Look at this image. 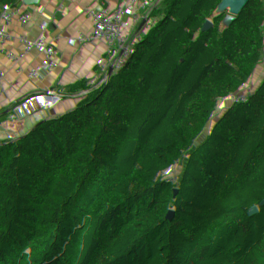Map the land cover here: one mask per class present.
I'll return each instance as SVG.
<instances>
[{"label": "crops", "instance_id": "obj_1", "mask_svg": "<svg viewBox=\"0 0 264 264\" xmlns=\"http://www.w3.org/2000/svg\"><path fill=\"white\" fill-rule=\"evenodd\" d=\"M128 1L112 0L111 20L95 23L94 15L100 0H47L46 5L32 17L27 16L22 24L11 26L5 33H0V51L5 53L1 49L3 43L14 42L15 58L28 62L32 67L29 84L19 99L11 95L5 79L0 78V96L10 99L14 111V117L9 122L0 124V157L7 156V161L4 164L0 162V166L15 179L17 194L15 201L0 204V226L9 221L24 225L26 217L43 211L53 216L64 208L58 192L66 187V179L50 170L53 153L48 143L73 141L87 129L93 122V115L83 112V107L92 102L96 89L107 85L115 90L122 88V77L111 79L104 73V64L109 58L114 56L118 66L129 69L133 74L142 69L147 71L145 78L132 90L133 105L120 121V132L126 126L134 127L159 108L175 107L180 102L184 90L197 82L194 76L197 69L205 73L219 70L223 47L229 39L225 25H228L229 19L237 12L246 11L249 18L261 21L263 27L259 30L256 44L249 50L243 62L241 70L244 83L219 78L212 93L197 106L199 117L210 123L209 116L221 98L242 96L257 89H264V0H195L210 13L201 11L187 0H179L169 15L170 25L181 22L185 26L191 25L199 33V38L190 47L185 48L180 44L167 45L162 34L163 19L157 11L153 15L152 27L146 31L119 24L125 16ZM151 1L136 0L137 4L148 12L151 11ZM74 4L86 8V14L76 15L73 12ZM50 24L54 27L63 24L65 28L60 47L55 58L51 60L42 57L50 31L54 28L47 32L45 27ZM89 29L92 33L87 48L76 60L80 71L79 87L71 94H64L61 89L66 85L67 77L58 67L59 60L65 55L69 43L84 38ZM62 40H66L63 45ZM213 47H216L215 52ZM172 67H177L178 72L173 89L168 92L158 90L157 86L161 82L159 72ZM47 86L49 96L36 125L21 131L22 120L16 115L25 114ZM171 91L174 93L168 99ZM259 113V124L251 135L238 141L231 156L224 160L223 189L209 213L211 223L218 218L241 187L233 174V168H242L245 159L251 155L258 156L254 151L255 138L264 146V101L259 106ZM118 133H115L112 139ZM109 144L110 141L101 153L108 152ZM86 152L89 153V150L85 149ZM101 153L94 159L88 157L85 160L88 178L101 172L111 156V153H107L100 161ZM40 167L46 172H39ZM2 191L3 186L0 184V194ZM260 215L263 222L264 203ZM42 226L43 224L36 227L24 226L19 234L0 242V253L30 243Z\"/></svg>", "mask_w": 264, "mask_h": 264}, {"label": "trees", "instance_id": "obj_2", "mask_svg": "<svg viewBox=\"0 0 264 264\" xmlns=\"http://www.w3.org/2000/svg\"><path fill=\"white\" fill-rule=\"evenodd\" d=\"M31 9L32 4L17 8L14 0H0V21L15 15L10 26L0 23V33L22 24ZM10 61L0 51V78L11 75ZM235 97L215 105L208 135L184 162L185 146L173 145L199 116L197 106L162 107L122 128L82 200L63 214L67 205L53 216L43 211L26 217V227L46 225L30 243L1 252L0 264H163L180 231L209 215L222 192L225 138L238 137L248 123L247 112L233 108ZM166 152L172 159L162 163ZM256 179L252 188L240 187L207 233L187 238L168 264H264V221L252 194L253 188L264 193V159Z\"/></svg>", "mask_w": 264, "mask_h": 264}, {"label": "built area", "instance_id": "obj_3", "mask_svg": "<svg viewBox=\"0 0 264 264\" xmlns=\"http://www.w3.org/2000/svg\"><path fill=\"white\" fill-rule=\"evenodd\" d=\"M14 1L16 2L17 8H24L27 4H32L28 18L32 17L37 10L43 8L47 2V0ZM187 1L201 11L210 13L205 6L198 4L195 0ZM178 2L179 0H164L162 2L152 0L151 11L148 12L139 6L136 0H129L125 16L118 23L127 27H138L146 31L152 27L153 15L157 11L163 19L164 29L162 34L167 45L173 46L180 44L184 48L190 47L199 38V33L195 28L191 25L185 26L181 22L174 25H170L169 22V15L174 11ZM111 4L112 0H100L99 8L94 15L95 23L111 20ZM86 11V8L83 6L78 4L73 5V12L76 15L83 16L86 14ZM184 17H186V14ZM14 19L15 16L12 13L5 14L2 15L0 23L3 27H7L13 24ZM225 26L226 31L229 33V39L223 47V58L220 69L212 73H205L197 69L194 72L197 82L184 90L182 98L177 105L188 103L198 106L203 99L212 93L218 79L221 77L227 78L230 81L244 83L241 68L247 58L249 50L254 47L258 40L259 30L263 27V23L257 19L249 18L246 11H239L229 19L228 25ZM64 32L65 28L63 24L56 25L50 31L48 43L42 52L43 58L49 60L55 58L57 50L60 47L61 39L64 37ZM91 33L92 31L89 29L84 38L71 41L65 55L59 60L58 67L67 77L66 85L61 89L64 94H71L79 87L78 76L80 71L76 65V60L85 52ZM1 49L11 56V60L15 57L16 49L14 42L3 43ZM103 70L107 77L111 79L122 77V88L115 90L107 85L101 89H96L92 102L83 107V112L93 115V122L87 129L81 132L73 141L62 140L60 142L52 141L48 143L53 153L50 170L63 175L66 179V187L61 188L58 192V197L64 206L67 205L69 200L75 203L80 202L92 186L93 180L92 178H88L84 162L88 157L90 159L97 157L103 150V147L113 138L114 134L119 132L121 119L133 105L132 90L147 75L146 69H142L139 73L133 74L129 69L118 66L115 63L114 56L106 61ZM177 74V67L160 71L158 76L161 82L157 86V89L166 92L172 90ZM49 86L43 89L40 97L33 102L25 114L16 115L17 118L22 120L20 126L21 131L24 132L36 125L37 118L42 112L45 101L49 96ZM263 101L264 89H257L233 99L232 104L234 109L245 110L247 112L248 123L238 137L229 136L225 138L224 160L231 156L238 141L249 137L254 128L259 124V106ZM13 117L14 111L10 99L6 96H0V124L9 122ZM254 142V151L258 156L251 155L245 159L242 168H233V174L241 186H247L249 188L255 185L257 180L256 172L259 169L261 160L264 159V146L256 138ZM85 149L89 150V153H85ZM6 161L7 156L2 155L0 162L4 164ZM38 171L46 172L41 167ZM0 184L3 186V191L0 194V204H9L15 201L17 198L15 192L16 181L6 173L3 166H0ZM252 194L255 197V206L261 212L264 203V193L253 188ZM66 210L67 206L62 214ZM210 224L211 220L209 215H204L197 224L181 230L177 243L170 247L169 255H172L187 238L207 233ZM23 227V223L13 221L1 225L0 242L19 234Z\"/></svg>", "mask_w": 264, "mask_h": 264}, {"label": "water", "instance_id": "obj_4", "mask_svg": "<svg viewBox=\"0 0 264 264\" xmlns=\"http://www.w3.org/2000/svg\"><path fill=\"white\" fill-rule=\"evenodd\" d=\"M53 27L54 25L50 24L45 27V30L49 32ZM63 41L65 43L66 40H62V45ZM10 68L11 75L5 79V83L11 95L15 99H19L20 96L25 92L29 84L32 67L28 62L14 57L10 61ZM173 93L174 91L169 92L168 99L172 97ZM138 123H136L135 125H137ZM209 130L210 123L208 121L203 120L199 116L195 117L187 123V125L184 127L181 134L178 136L176 142L173 145V149L185 146L183 152L180 155V159L182 162L187 161L191 157V155L197 150V148L201 145L202 141L208 135ZM104 154L105 152H102L99 156V159H101ZM171 159L172 153L166 152L161 162L166 163ZM71 203L72 201L69 200L67 203V208L70 207Z\"/></svg>", "mask_w": 264, "mask_h": 264}, {"label": "rangeland", "instance_id": "obj_5", "mask_svg": "<svg viewBox=\"0 0 264 264\" xmlns=\"http://www.w3.org/2000/svg\"><path fill=\"white\" fill-rule=\"evenodd\" d=\"M64 210V209H63ZM63 210L60 211V213L62 214ZM46 225V224H45ZM44 226V225H43ZM181 246H179L178 248H180ZM172 255H168L166 260L164 261L163 264H168L170 262Z\"/></svg>", "mask_w": 264, "mask_h": 264}]
</instances>
